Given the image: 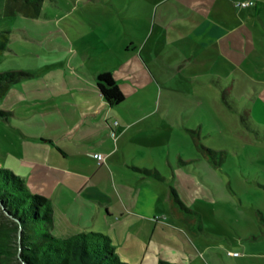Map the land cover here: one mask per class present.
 <instances>
[{
	"label": "rangeland",
	"instance_id": "1",
	"mask_svg": "<svg viewBox=\"0 0 264 264\" xmlns=\"http://www.w3.org/2000/svg\"><path fill=\"white\" fill-rule=\"evenodd\" d=\"M249 1L47 0L43 16L28 18L4 17L0 0V50L8 48L0 53V71L32 74L5 101L14 105L8 120L0 121L1 166L27 174L19 159L25 146L21 130H54L41 119L49 120L52 112H32L46 102L30 103L43 92L45 75L56 71L52 67L92 71L104 61L102 42L122 47L125 55L129 47L141 55L146 71L135 77L136 90L123 89L127 100L140 105L121 111L131 119L154 111L149 124L157 123L140 132L134 158L169 179L150 182L163 198L178 186L175 171L188 172L206 195L189 198L190 190L199 191L196 185L179 189L207 233L195 237L201 257L195 264H264V11L254 15L238 6ZM27 109L31 115L24 117ZM161 204L169 210L167 202ZM3 216L0 211V221ZM101 217H85L83 223L92 226H80L106 233ZM149 236L150 243L157 241V223ZM144 249L139 254L118 245L116 252L129 264H157L146 242Z\"/></svg>",
	"mask_w": 264,
	"mask_h": 264
},
{
	"label": "crops",
	"instance_id": "2",
	"mask_svg": "<svg viewBox=\"0 0 264 264\" xmlns=\"http://www.w3.org/2000/svg\"><path fill=\"white\" fill-rule=\"evenodd\" d=\"M252 1L254 6L250 9L254 10V15L264 11V0ZM99 46L103 48L101 57L104 61L98 63L94 70L73 68L63 71L59 69L60 65H56L52 67L56 68L55 72L45 75V81L40 84L39 89L43 92L30 103L46 102L38 104L32 112H52L49 120L41 119L43 124L47 123L46 125L54 127V130L50 134H25L21 130L25 146L19 159L27 174H17L14 169H9L25 178L33 193L51 199L56 235L69 237L82 232L84 229L80 225L86 229L92 226V223H83L85 217L100 218L104 212L102 217L106 221L102 219V225L105 226L106 234L111 237L115 247L130 246L140 252L139 254H144L146 242V249L155 252L152 258L157 264L160 260L175 264H195L201 258L200 247L195 238L198 233L174 215L170 191L163 198L164 196L151 189L150 182L157 180L139 171L155 169L161 174L157 166H143L141 161L134 158V153L139 151L140 132L151 127L157 128V123L149 124L153 121L155 112L145 115L137 113L134 114L136 118L131 119L128 113L121 109L140 105L137 104L140 100L130 102L125 98L121 106L111 107L96 84L100 73L110 71L122 91L136 90L138 85L135 77L140 71H146L141 55L131 51L126 44V55L122 47L115 48L108 42H102ZM127 52L133 54L127 55ZM19 84L10 88L0 103L2 108L12 110L14 104L7 106L5 101H9L17 93L14 87L18 88ZM29 111L26 110L24 117L31 115ZM98 154L104 156L101 164L97 159ZM161 176L164 177L162 182L169 181L167 177L162 174ZM174 180L178 186L171 187L187 207L188 197H206L199 189L197 180L188 172L175 171ZM192 185L198 186L199 191L190 190L188 197L183 198L179 189L183 192ZM45 189L51 191L52 195H45ZM161 202H167L169 210L162 208ZM68 219L74 224H69ZM79 221L82 224H79ZM58 222L63 225L62 229L58 227ZM155 223L157 241L150 243V239H153L149 236L150 227ZM200 233L207 234L204 230ZM120 253L122 252H119V255ZM167 254L171 258H168ZM233 254L237 257L236 252ZM138 264L151 263L139 260Z\"/></svg>",
	"mask_w": 264,
	"mask_h": 264
},
{
	"label": "trees",
	"instance_id": "3",
	"mask_svg": "<svg viewBox=\"0 0 264 264\" xmlns=\"http://www.w3.org/2000/svg\"><path fill=\"white\" fill-rule=\"evenodd\" d=\"M47 0H5L4 17L19 14L28 18L43 16ZM54 1V0H52ZM4 43L9 41L4 37ZM7 49L2 46L0 53ZM26 71H0V103L10 88L25 77ZM97 87L111 107H119L125 94L110 71L97 76ZM11 111L1 108L0 120H8ZM209 156L214 152L204 147ZM184 162V161H182ZM147 177L164 181L158 170L139 169ZM171 209L195 233L203 231L196 211L187 207L176 190L170 188ZM0 205L11 218L0 221V264H128L121 260L111 237L103 232H79L69 237L54 233V209L49 197L33 193L26 179L0 166ZM21 229V230H20ZM21 239L19 240V232ZM158 264H175L160 260Z\"/></svg>",
	"mask_w": 264,
	"mask_h": 264
},
{
	"label": "built area",
	"instance_id": "4",
	"mask_svg": "<svg viewBox=\"0 0 264 264\" xmlns=\"http://www.w3.org/2000/svg\"><path fill=\"white\" fill-rule=\"evenodd\" d=\"M238 6L241 8H248V7L254 6V2L253 1L243 2V3L238 4ZM97 159H98L99 163L101 164L103 159H104V156L102 154H98Z\"/></svg>",
	"mask_w": 264,
	"mask_h": 264
},
{
	"label": "water",
	"instance_id": "5",
	"mask_svg": "<svg viewBox=\"0 0 264 264\" xmlns=\"http://www.w3.org/2000/svg\"><path fill=\"white\" fill-rule=\"evenodd\" d=\"M0 211L2 212V214L4 215V216H7V217H9V218H11V216H9V214H7L6 213V211H5V209H4V207H2V205H0ZM12 219V218H11ZM21 230V229H20ZM21 239V231L19 232V240Z\"/></svg>",
	"mask_w": 264,
	"mask_h": 264
}]
</instances>
